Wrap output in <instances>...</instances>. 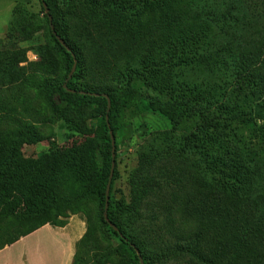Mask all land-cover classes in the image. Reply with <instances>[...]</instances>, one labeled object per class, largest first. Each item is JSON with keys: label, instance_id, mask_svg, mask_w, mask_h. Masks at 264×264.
I'll use <instances>...</instances> for the list:
<instances>
[{"label": "trees", "instance_id": "16d2710c", "mask_svg": "<svg viewBox=\"0 0 264 264\" xmlns=\"http://www.w3.org/2000/svg\"><path fill=\"white\" fill-rule=\"evenodd\" d=\"M39 3L43 18L18 8L0 41V251L80 216L71 264H264V0ZM131 107L167 126L137 132L126 200L116 134ZM59 125L93 136L59 147Z\"/></svg>", "mask_w": 264, "mask_h": 264}, {"label": "rangeland", "instance_id": "374dc122", "mask_svg": "<svg viewBox=\"0 0 264 264\" xmlns=\"http://www.w3.org/2000/svg\"><path fill=\"white\" fill-rule=\"evenodd\" d=\"M39 0H0V41L1 46L9 47L10 43H6V37L8 36V27L12 20L17 17L13 15L20 11L25 12L27 16L40 18L44 16L41 10ZM17 9V10H16ZM44 42L42 34L35 35L31 40L20 43L19 48L31 49L34 46L42 45ZM27 58L29 61H34L36 59L33 50H28ZM0 94L4 97L8 96L7 91L4 87L0 88ZM89 124L87 128L89 129ZM167 126V122L158 114H153L150 112H142L135 107H131L121 114L117 125L116 143H117V158H116V181L114 188L122 192L123 196L128 200L129 189H128V174L137 165V151L140 141L137 136V132L140 130H145L146 132H155L164 130ZM90 131V130H89ZM51 136V142L55 140L59 147L71 146L73 144H82L87 139H91L93 136V131L87 132L83 136H73L68 138L67 130L60 125L53 128ZM49 149L48 142L43 141L38 145H29L23 147V155L27 159L35 160L40 154ZM16 214H21L19 210ZM71 217V216H70ZM69 217V218H70ZM82 221L80 216H77ZM84 223V221H83ZM85 224V223H84Z\"/></svg>", "mask_w": 264, "mask_h": 264}, {"label": "crops", "instance_id": "0c3cea01", "mask_svg": "<svg viewBox=\"0 0 264 264\" xmlns=\"http://www.w3.org/2000/svg\"><path fill=\"white\" fill-rule=\"evenodd\" d=\"M85 224L71 216L63 228L46 225L0 251V264H71Z\"/></svg>", "mask_w": 264, "mask_h": 264}, {"label": "water", "instance_id": "95a60500", "mask_svg": "<svg viewBox=\"0 0 264 264\" xmlns=\"http://www.w3.org/2000/svg\"><path fill=\"white\" fill-rule=\"evenodd\" d=\"M43 0H41L42 2ZM42 7L44 9V12L45 14L47 15L48 14V10L46 9V6L45 4H42ZM50 20V19H49ZM52 29V28H51ZM53 35H55V33H53ZM56 36V35H55ZM56 39L58 40V42L63 46L64 43L62 42V40H60L57 36H56ZM75 67H76V62L74 61V64H73V67H72V70H71V73L69 75V77H71V75L73 74L74 70H75ZM64 88L66 89V86H64ZM72 93H74L73 91H70ZM82 94V93H81ZM103 97L107 100V103H108V110L110 108V101H109V98L106 96V95H103ZM110 137H111V146H112V163H111V169H110V176H109V181H108V184H107V187H106V204H105V212L107 211V207H108V193H109V187H110V182H111V179H112V174H113V170H114V156H115V150H114V138L112 136V133L110 131ZM104 219L106 221L107 218H106V213H104ZM108 223V222H107ZM110 225V227L113 228V230H116L115 227L113 225H111L110 223H108ZM139 261H140V264H143L141 258H139Z\"/></svg>", "mask_w": 264, "mask_h": 264}]
</instances>
